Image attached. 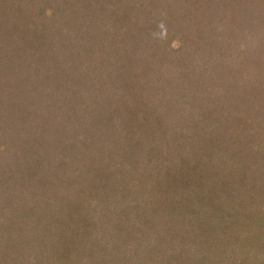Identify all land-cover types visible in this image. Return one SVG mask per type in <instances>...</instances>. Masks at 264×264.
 <instances>
[{
  "label": "trees",
  "instance_id": "obj_1",
  "mask_svg": "<svg viewBox=\"0 0 264 264\" xmlns=\"http://www.w3.org/2000/svg\"><path fill=\"white\" fill-rule=\"evenodd\" d=\"M263 64L264 0H0V264H264Z\"/></svg>",
  "mask_w": 264,
  "mask_h": 264
},
{
  "label": "rangeland",
  "instance_id": "obj_2",
  "mask_svg": "<svg viewBox=\"0 0 264 264\" xmlns=\"http://www.w3.org/2000/svg\"><path fill=\"white\" fill-rule=\"evenodd\" d=\"M237 17H239V14H238V12L236 11V15L233 13V17L232 18H234V20H233V22L237 19ZM178 47V45L177 44H175V48H177ZM236 62L237 63H240V64H243L240 60H239V58L237 59L236 58ZM247 64H251V63H247ZM259 67H260V65H259ZM244 72V71H243ZM245 72H247V71H245ZM260 76L263 78V80H264V64H263V67L260 69ZM251 78V77H250ZM235 92H237V87H235ZM226 98H228V96L226 95L225 96V99ZM224 99V100H225ZM228 102H231V101H227V103ZM66 175H63L62 176V178H64V180L67 182V184L69 183V180H67V178L65 177ZM131 179H133V180H136L135 178H133V177H131ZM85 194V196L87 195V193H85L84 191H81L78 195H79V197L81 196V195H84ZM78 197V196H77ZM86 203H87V201H86ZM85 206H87L85 203H83ZM263 222H264V219H263ZM263 230H264V228L263 229H258V231H257V233L258 234H261V235H263ZM260 250H257V251H255L256 253L257 252H259ZM110 252V251H109ZM254 252V253H255ZM116 256H117V258L118 259H120V261L119 262H114V264H117V263H120V264H127V260H123V259H121L120 258V253L119 254H116ZM96 259L97 258H94V260H95V262H96Z\"/></svg>",
  "mask_w": 264,
  "mask_h": 264
}]
</instances>
